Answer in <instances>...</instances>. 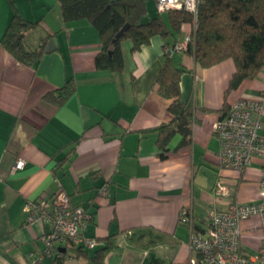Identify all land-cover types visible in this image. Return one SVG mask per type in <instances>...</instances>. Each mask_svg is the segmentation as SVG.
Listing matches in <instances>:
<instances>
[{"label": "crops", "instance_id": "obj_1", "mask_svg": "<svg viewBox=\"0 0 264 264\" xmlns=\"http://www.w3.org/2000/svg\"><path fill=\"white\" fill-rule=\"evenodd\" d=\"M13 13L35 23L24 35L26 46L35 49L44 39L45 52L24 66L0 46V264H32L42 255L49 226L25 224L23 205L59 188L92 215L84 236L97 242L65 264H95L109 242L104 264H188L193 227L202 233L213 211L258 201L263 162L254 158L241 172L221 168L212 125L240 99L264 102V68L227 91L231 60L202 68L174 54L185 68L181 98L194 106L191 138L179 146L174 134L161 155L155 129L172 115L155 79L171 36H155L136 52L130 41L121 42L123 67L115 72L95 67L102 38L87 20L65 23L57 0H0V39ZM158 15L167 21V12L146 0L142 21ZM190 31L182 26L175 40L183 42ZM50 41L56 45L46 53ZM68 80L76 91L62 106L44 99ZM259 134L264 137V125ZM18 160L23 167L14 169ZM103 185L107 196L99 195ZM184 210L189 223L180 218ZM263 235L259 217L242 221L241 252L257 254ZM37 264L56 263L45 256Z\"/></svg>", "mask_w": 264, "mask_h": 264}, {"label": "trees", "instance_id": "obj_2", "mask_svg": "<svg viewBox=\"0 0 264 264\" xmlns=\"http://www.w3.org/2000/svg\"><path fill=\"white\" fill-rule=\"evenodd\" d=\"M57 1L65 23L87 20L102 38V49L95 57L97 69L115 72L122 70L120 44L123 41H130L131 51L136 52L148 45L155 36L164 40L172 37V43L169 46L165 43L163 46L162 65L155 79L158 93L169 100L168 111L172 115L169 124L155 129L156 144L161 155L168 149V143L174 134L181 136L179 146L187 144L191 138L194 106L190 99L181 98L180 77L185 68L180 65L179 56L174 54L183 53L192 57L202 68L231 60L235 70L227 91L238 88L243 81L255 79L264 68V0H202L195 18L193 14L183 10L167 11L166 22L159 15L146 22L142 21L146 13V0ZM34 26L35 23L13 13L0 39V46L24 66L37 64L45 52L44 39L35 49H30L25 44L24 35ZM182 26L191 29L187 47L183 52H175L172 50L178 41L174 36L180 33ZM121 30L122 34L113 44L115 35ZM75 91V83L68 80L62 87L47 93L44 99L59 107ZM85 212L90 216L88 225L92 215ZM192 230L197 232L195 227ZM111 246L112 243L109 242L106 249L98 250L92 258L93 262L104 264V254ZM60 250L70 259L86 256L82 245H73L70 241L60 246ZM52 259L56 264H65Z\"/></svg>", "mask_w": 264, "mask_h": 264}, {"label": "built area", "instance_id": "obj_3", "mask_svg": "<svg viewBox=\"0 0 264 264\" xmlns=\"http://www.w3.org/2000/svg\"><path fill=\"white\" fill-rule=\"evenodd\" d=\"M201 1L155 0V3L159 13L183 10L193 14L195 18ZM187 43L188 38L175 45L172 51L183 52ZM263 111V99H240L231 104L227 113L212 125L218 142L221 168L241 172L254 158L263 162L259 199L247 204L236 202L225 212L213 211L202 233L191 230L189 248L193 256L188 264H264V235L255 255L242 253L239 244L241 222L252 216L260 218L264 233V137L259 134L264 125ZM23 164V161L18 160L14 169H21ZM99 195L107 196L106 185L100 189ZM23 213L25 224L45 223L49 226V232L41 237L44 245L42 255L32 260L33 264H37L45 256L61 263L70 260L60 250V246L67 241L87 249H93L97 245L94 239L83 236L90 216L81 207L73 206L69 196L61 188L51 198L26 201ZM180 218L190 222L187 210L181 213Z\"/></svg>", "mask_w": 264, "mask_h": 264}, {"label": "water", "instance_id": "obj_4", "mask_svg": "<svg viewBox=\"0 0 264 264\" xmlns=\"http://www.w3.org/2000/svg\"><path fill=\"white\" fill-rule=\"evenodd\" d=\"M123 30H124V29H123ZM123 30H121L118 34L115 35L114 40H113V42H112L113 44L115 43L116 39H118L119 36L122 34ZM55 45H56L55 41H50V42L48 43L47 48H46V53H50L52 50H54ZM109 55H110V53H109Z\"/></svg>", "mask_w": 264, "mask_h": 264}]
</instances>
